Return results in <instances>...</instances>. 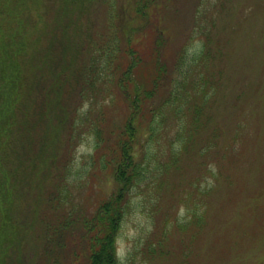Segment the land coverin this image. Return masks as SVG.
<instances>
[{
  "label": "trees",
  "instance_id": "trees-1",
  "mask_svg": "<svg viewBox=\"0 0 264 264\" xmlns=\"http://www.w3.org/2000/svg\"><path fill=\"white\" fill-rule=\"evenodd\" d=\"M152 4L153 0H134L135 16L124 18L117 0H0V264H20L25 254L43 250L50 252L39 255L36 264H80L73 263L74 258L81 264H116V233L132 186L142 182L159 197L161 176L169 178L177 172L187 150H195L203 158L206 172L212 173L210 165L215 164L217 170L212 174L216 181L221 178L217 154H223L228 144L218 142L219 129L204 128L209 120L204 110L214 98L209 91L213 77L200 73L178 80L171 70L169 74L161 61V32L152 39L150 74L140 70L146 62L140 64L142 56L129 37L153 31L144 18V9ZM77 6L79 15L85 17L81 27L77 22L81 16L73 15ZM201 60L203 55L194 64L201 65ZM71 80L72 87H67ZM109 82L116 88H107ZM113 90L127 100L129 117L118 123L122 129L106 146L109 157L92 156L90 160L96 169L103 167L116 188L105 200L98 197L100 202L90 207V213L76 211L74 206L81 202L74 199L72 203L65 177L73 140H61V135L65 132L64 137L72 138L74 130L80 133L90 125L96 155L103 150L101 143L111 141L101 137L103 113L112 102L98 105L96 99L100 92L112 99ZM37 96L44 100L43 128L39 150L32 154L27 146L29 129L35 124L29 121ZM80 100L90 107L74 116ZM92 112L94 118L88 122ZM139 120L143 121V134ZM66 128L70 129L67 133ZM236 139L233 135L230 141ZM199 141L204 143L196 148ZM30 175L33 182L28 181ZM83 185L86 196L91 187L86 180ZM157 205L150 208L152 215L158 212ZM191 213L195 214L189 221L170 225L185 241L184 249L171 248L184 251L185 259L195 253L189 240L205 225L201 214ZM164 218L169 226L168 214ZM78 222L85 236L89 235L87 242L80 237L74 250L65 238ZM161 231L162 235L166 232L165 226ZM164 245L146 240L141 253L162 255Z\"/></svg>",
  "mask_w": 264,
  "mask_h": 264
},
{
  "label": "rangeland",
  "instance_id": "rangeland-1",
  "mask_svg": "<svg viewBox=\"0 0 264 264\" xmlns=\"http://www.w3.org/2000/svg\"><path fill=\"white\" fill-rule=\"evenodd\" d=\"M117 5L122 7L124 18L130 14L135 16L134 0H117ZM144 12L153 31L129 37L142 56L140 64L146 62L140 70L150 74L152 39L161 32L164 40L161 61L166 64L169 74L172 71L178 80L200 73L213 77L209 91L214 92V98L204 110L209 117L204 128L219 129L221 138L218 142L228 146L223 149V154H217L221 171L218 181L212 174L217 166L210 165L212 173L206 172L204 164L201 165L203 158L195 150H187L179 161L178 171L171 173L169 178L161 176L163 186L159 197L142 182L129 189V200L116 233V264H264V0H153ZM79 13L77 6L73 15ZM79 16L81 19L77 22L81 27L85 17L84 14ZM94 16L96 11L92 13L91 21ZM57 51L56 45L54 52ZM200 55L204 57L201 65L194 64ZM75 62L78 64V60ZM65 85L72 87V80ZM187 86L191 87L192 83L188 82ZM107 88L116 87L109 82ZM64 90L66 93L67 89ZM118 92L112 91V99L103 96L104 92L97 94L98 105L103 101L112 102L104 110L101 126L102 140L111 141L101 143L105 147L97 155L98 147L90 125L80 133L74 130L72 138L64 137L65 132L62 135L60 132L61 140H73L67 156L71 159L70 167L65 177L72 203L74 199L81 202L74 206L76 211L90 213V207L100 202L98 197L105 200L115 191V182L110 175L104 173L103 167L91 166L90 159L101 155L109 157L106 146L111 145L122 129L118 123H124L129 117L127 100ZM43 102V96H37L29 121L35 124L32 130L29 129L27 146L32 154L39 150ZM89 107L87 101L80 100L74 116L88 111ZM92 108L97 106L92 104ZM93 114L88 116V122L94 118ZM142 124L139 120L140 131ZM66 129L67 133L70 129ZM233 135L237 136L235 142L230 141ZM203 143L199 141L196 148ZM85 180L91 187L86 196ZM28 181L33 182L32 175ZM78 183L82 186L80 189L76 187ZM153 205H157L158 212L152 215L150 208ZM196 211L205 218V225L193 240H189V247L195 248V253L185 259L184 251L171 248L185 247L184 238L178 237L171 226L174 221H189L195 214L191 212ZM165 214H168V220L171 219L169 226ZM81 225L78 222L68 227L73 230L65 239L74 250H77L80 237L87 242L89 235L85 236ZM163 226L166 232L162 235ZM146 240L166 243L163 246L165 253L143 255L141 248ZM49 252L25 254L20 264H36L39 255ZM72 262L81 264L76 258Z\"/></svg>",
  "mask_w": 264,
  "mask_h": 264
}]
</instances>
